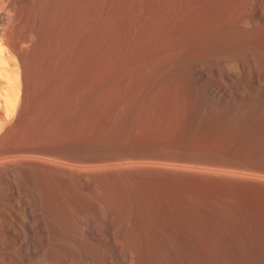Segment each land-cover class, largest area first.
Segmentation results:
<instances>
[{
    "label": "rangeland",
    "instance_id": "obj_1",
    "mask_svg": "<svg viewBox=\"0 0 264 264\" xmlns=\"http://www.w3.org/2000/svg\"><path fill=\"white\" fill-rule=\"evenodd\" d=\"M103 3L99 11L104 13H89L101 14L106 19L97 18L104 23L83 14L79 29L89 37L70 22L56 31L59 43H68L71 30L69 42H78L71 41L74 47L67 53L69 43L66 48L60 44L71 57L64 67L61 50L56 60L65 59L55 67L40 58L37 67L41 60L53 67L41 62V76L63 73L40 80L35 73L40 85H47L45 91L30 68L37 89L29 81L25 111L35 118L27 115L28 128L24 123L23 130L12 131L5 146L62 141L73 154L59 162L17 159L19 180L11 168L6 170L0 187V264H243L237 250L245 242L238 241L247 231L241 230L236 209L242 200L236 163L264 167V0ZM92 23L86 33L82 26ZM77 31L81 34L73 35ZM247 76L257 78V84L244 91ZM220 79L224 87L218 86ZM47 82H56V89ZM216 88L225 94L242 91L238 108L230 99L212 103ZM209 106L216 113L205 115ZM122 151L152 154L145 155L148 160L141 156L146 164L140 156L141 162L137 156L117 158ZM154 152L215 157L224 163L162 162ZM41 191L40 204L35 197ZM257 202L254 217L263 225ZM259 237L256 248L251 242V248L247 243L244 248L264 249V236Z\"/></svg>",
    "mask_w": 264,
    "mask_h": 264
},
{
    "label": "bare ground",
    "instance_id": "obj_2",
    "mask_svg": "<svg viewBox=\"0 0 264 264\" xmlns=\"http://www.w3.org/2000/svg\"><path fill=\"white\" fill-rule=\"evenodd\" d=\"M103 1H105V0H103ZM100 3H102V0H0V187L1 188L3 187L2 180L4 179V177H6V170H9L8 168H11L10 171H12V174H13L15 180H19L18 177L19 178L21 177V176H19L18 169H16L17 163L15 162V160H17V159L34 158V159H40L42 161L43 160H45V161L53 160V161L59 162V161H62L60 159V157H64L65 154H73V152H71V151H73V148H70L66 144L61 143L62 141H59L60 143H56V144H53L50 146L28 145V146H23V147H17V145H12V146H10V145L5 146V145H7V143H8L7 137L10 136V133L12 131H14L18 127L22 126L21 124L26 123V125H25L26 128H28V126L30 125L29 122H25L26 121L25 118L28 115V114H26L25 110L28 109V107H26V106H29V105H27V104H29L27 102H28V97H30L29 95H31L30 91L32 90L31 89L30 91H28V88H32L29 84V81L31 80V79H29L30 78L29 73L31 72L30 68H32V71L34 72V73L32 72L33 75L36 73V76L37 75L39 76L41 73H43L44 72L43 67L45 66L44 65L45 62L41 60V62H43L42 65H44L42 67L43 72H41L42 70L39 69L42 66L40 64L41 62L39 63L40 67L36 66L38 64V62L40 61V58L43 60L46 58L45 60H47L48 63H50V64L52 63L53 67H55L54 64L59 63V61L62 58H64V57H62V55H65L68 52V51L66 52V50H68L69 47L70 48L74 47L73 44H72V46L70 44L72 39L69 42V39L71 36L70 34L75 32L76 28H77V30L80 31V29H79V28H81L80 23L84 20L83 14L88 12L89 17H91V19H92V16H94V15H91L90 13L93 12L95 14L96 11L98 13H101V14H102V12L104 13L105 9L102 12H100L99 9L104 8L102 6L104 5L105 2L103 4H100ZM107 4L105 3V6H107ZM111 8H112V6H111ZM111 8H109V10ZM109 10H107V11H109ZM101 14L100 15L97 14V16L96 17L94 16V18L92 20H94L97 17L99 18V20L102 18H105L103 16L100 18L99 16H101ZM89 17L87 16L86 20H88ZM98 18L94 20L95 23H97L96 21H98ZM103 21H104V19L102 20V22ZM69 22L74 25L75 30L73 31L70 29V28H72L73 25H69L71 27L68 29H66L67 28V27H65L66 25L64 26V28H65L64 30H69V31L71 30V32L73 31L72 33L69 32L70 36L67 35V37H69V39L63 33V32H66L68 34L67 31L61 32V33H63L64 37H66L68 39V43L70 45L67 47V49H65L66 53L64 54V52H62V50H61L62 49L61 45H64V44H63V42H62V44L59 43V41L57 39L58 37L56 38L55 33L59 29L60 26L64 25V23L69 24ZM98 22L100 23L101 21H98ZM82 23H84V22H82ZM85 24H88V23H85ZM85 24H83V25L85 26ZM92 26H93V23L91 26H88L89 28H86L87 26L86 27L82 26V28H85L84 30L87 33L88 29L90 32V30H91L90 27H92ZM98 27H100V26H98ZM96 29H97L96 26H94L95 32H96ZM62 30L63 29H61V31ZM97 30H99V29H97ZM59 32H60V29H59ZM80 32H82V31H80ZM80 32L77 31L73 35H75V34L79 35V34H81ZM91 32H93V31H91ZM95 32H93V34ZM84 33L82 32V35L85 37V35H87L88 33L87 34H84ZM63 35H61V36L63 37ZM87 36L89 37V35H87ZM84 37H81V38H84ZM71 38H72V36H71ZM75 38H76V36H74V39ZM62 39L60 38V41ZM64 39H63V41H65ZM78 39H80V38H78ZM86 40L87 39L85 38V41ZM74 41L78 42L76 40H74ZM74 41H72V43H75ZM81 41H84V40L81 39ZM68 43L65 45H68ZM77 44L78 43H76V45ZM65 45H64V47H65ZM259 48L262 49V47H259ZM59 50H61V52L63 53L61 55L62 58L56 60L60 56L57 55L58 57L56 56L57 57L56 58L55 52L58 51L57 53L60 54ZM42 56H44V57L42 58ZM67 57L68 56H66L65 61H63V59H62L60 61V63L61 64H63L64 62L66 63L68 58H69V57L68 58ZM70 58H69V60H70ZM50 64H48V65H50ZM51 66H47V64H46L45 67H51ZM53 67H51V68H53ZM57 67H58V65H57ZM59 67H60V65H59ZM63 67H64V64H63ZM63 67L61 66L60 69L61 68L64 69ZM65 67H66V64H65ZM67 67H69V66H67ZM49 69L47 71H49ZM61 72L58 71L56 73H61ZM259 72H260V69L257 68L256 74H259ZM45 74H43V75H45ZM52 74H54V71H51L50 76H48V77H54V75L56 77L58 75V74L57 75L54 74L53 76H51ZM62 74H60V75H62ZM60 75H58L57 78ZM42 76L40 75L38 79L40 80V78ZM37 77H36L35 81H37V83L39 84L38 87L40 86L39 90L42 87L43 91H45L46 90L45 88L47 86L46 82H45V84H44V82L42 83L46 86H44V87L41 86L40 83L42 80L39 81L37 79ZM45 77H47V76L45 75ZM32 78H34V77H32ZM42 78H44V77H42ZM51 79L53 80V78H51ZM51 79H44V80H50L51 81ZM60 79H62V78H60ZM126 79H128V78L126 77ZM54 80H55V78H54ZM62 80L61 81L59 80L57 82V84H59V82H62ZM222 80L223 79H220L217 82L218 86H220V87H224L223 86L224 81H222ZM35 81H33V82H35ZM256 81H257V78L255 79V77L253 79L251 76L244 77L243 83L245 86H247V88H245L244 91L251 90L252 88L256 87V84H257ZM30 82H32V81H30ZM52 82H50V83L47 82V84H51ZM55 83L56 82L52 83V86ZM33 84H31V85L33 86ZM57 84H56V86L54 85L55 88L51 87L49 85H48V88L51 87L55 90L57 87ZM62 84H60V86H58V88L60 87V90H61V88L64 87V85H63V87H61ZM35 87H36V84H34V88ZM36 89H37V87H36ZM57 90H59V89H57ZM57 90H56V92L59 93V91H57ZM35 91L38 92V90H35ZM28 92H30V94ZM32 92H34V90ZM60 92H62V91H60ZM61 94H59V95H61ZM214 94L218 95L220 98H214L215 97ZM238 94L239 95H236L235 91H233V90L230 91L228 94H225V92L222 88H216V90H214V93L212 95L213 102H212V99H211V102L216 103V104H220V103H223L224 101H226V100L228 101V99H230V100L235 102L232 105L233 108L237 109L238 108V103H237L238 98L242 97L243 93H242V91H239ZM59 95H58V97H59ZM31 98H33V97H31ZM35 99L37 100V98H35ZM208 99H210V98H208ZM34 100H32V101H34ZM32 101L29 100V102H32ZM55 101H56V99H55ZM202 101L203 102H201V104L203 103L202 105H204L205 101L204 100H202ZM209 102H210V100H209ZM209 102H208V104H209ZM35 103H36V101H35ZM157 103L160 104L159 102H157ZM30 104H34V103L32 102ZM160 105H162V104H160ZM159 106L155 107V108L159 110L160 109ZM25 107H26V109H25ZM58 107H59V109H58ZM58 107H57V109L60 110V106H58ZM131 107H132V109H134L133 106H131ZM131 107H130V109H131ZM29 109H30V107H29ZM34 109L36 110V107H34ZM34 109H30V110L32 111ZM177 109H176V112H177ZM204 109H205V107H204ZM201 110H202V107H201ZM198 111H200V110H198ZM28 112H29V110H28ZM169 112H171V111H169ZM203 112L205 115L208 113H216L215 108L213 106L210 107L209 110H204ZM33 113L34 112H32V114ZM200 113H201V111H200ZM32 114L28 115L29 116L28 118H30V120H31L30 116H33ZM201 114L203 115V113H201ZM202 115H201V118H202ZM212 116L214 117L216 115L212 114ZM32 118H35V117L33 116ZM30 120H28V121H30ZM27 123H28V126H27ZM23 127L24 126H22V130H23ZM16 132H18V130H16ZM21 132H23V131H21ZM21 134H24V133H21ZM67 149H69L70 153H68ZM154 153H157V154H154V156L156 155L158 157H161L162 159L163 158L168 159V161L170 159L173 160L174 158L178 159V160L174 159V161L182 160L183 163H184V161H185V163L187 161V164H188V161H191V162H193L192 165H194L195 163L198 164V162H199V163H203V164H208L209 166L214 165V164H216V165L221 164V166H223L222 163H224V161H222L220 159H216L215 157L214 158H212V157L205 158V157H201V156L199 157V155H198V157H197V155H193V156H188V155H179V156L176 155V156H174L173 155V156H171V155H168V154H165L162 152H161L162 154L160 152H159V154H158V152H154ZM148 154H152V153L147 152V151H144V152H137V151L123 152L122 151V152L118 153L117 158L119 156V157H122L124 159V157L127 158L129 156V159L127 158V160H131L130 158H132V156H137L135 158H138V156L144 157L145 155H148ZM142 157H141V160H143ZM151 158H153V157H151ZM146 159H147V157H146ZM149 159H150V157H149ZM133 160H135V159H133ZM137 160L139 161L140 159L138 158ZM141 160H140V162H141ZM153 160L154 159H152V161ZM143 162H144V160H143ZM159 162H160V160H159ZM162 162H164V159L162 160ZM180 162L181 161H179V164H180ZM144 163H146V162H144ZM170 163H171V161H170ZM226 163H228V161ZM173 164H174V162H173ZM190 164H188V166ZM203 164H198V165L201 166ZM236 164L238 166V169H239V172L241 175L240 178L242 179V181L240 180L242 182V184L239 183L241 185V186L239 185L241 188V190H239V192L241 191L242 195H239L238 198L240 196H242L239 198L242 200L240 201V204L238 203V205L236 206V205H234V203L238 202L237 201L238 198L236 197L237 199L233 203V205L237 207V208L235 207L236 209H238V206H239V209H240V216H239L240 224L239 225H241L240 226L241 230L247 231L245 233H247L248 235L246 234V236H241V235L237 234L241 238L243 237L241 239L242 243H239L240 237L237 236L238 238L237 239L234 238V239L239 240L238 244H243L245 242V245H246V243L248 245V242H251V244L255 243V244H253V246L254 245L257 246L256 243L258 244V241H259L258 239L260 238L259 236H261V240L264 238L263 237L264 233H263V235H260L263 232L261 230L264 229V226H263L264 224L259 225L260 223L259 224L257 223V220L259 218L254 217V215H256V213H254L256 209L253 206H256L258 204V202L257 203H255V202L259 200L260 207L262 206V208H261L262 211L258 208L257 209L260 210L261 212L264 211V167H254L248 163H236ZM236 164H234V165H236ZM234 165L230 164L228 166H234ZM203 166L207 167V165H203ZM215 167H217V166H215ZM259 182L262 184L261 185L262 186L261 194L259 192L260 191L259 187H261L260 185L258 186V184H260ZM42 191H44V190L42 189ZM42 191L39 192L42 194H37V197H35L36 202L38 201V203H40V204L42 203V201L44 202V200L41 199V196H38V195L44 196ZM43 196H42V198H45ZM205 198L206 197H204L203 199L206 200ZM233 205L232 206L230 205L231 208L234 207ZM231 208H230V210H231ZM233 209H232V211H235V209L234 210ZM235 212L237 213V210ZM258 213H259V215H262L260 217L263 218V213L262 214H260V212H258ZM232 214L234 215V213H232ZM236 215H239V214H236ZM259 215L257 214V216H259ZM232 218H234V216H232ZM239 218H238V221L236 220L237 223H239ZM263 220H264V218H263ZM263 220L261 222H263ZM238 229H239V227H238ZM250 232H252V233H250ZM242 233H244V232L242 231ZM231 237H234V236H231ZM228 238H226V239H228ZM234 239L231 238L230 241H232ZM263 241H264V239H263ZM228 243L230 246L233 244V241H232V244L230 242H228ZM236 243H234V244H236ZM260 244H261V242L258 245H260ZM245 245H244V247H245ZM250 245H248V246H250ZM239 246L240 245H238V247ZM251 246H250V248H251ZM243 248H239L237 250V255L240 254L239 257L242 258L243 264H264V251H262L263 253H261V254L255 253V252L262 250L263 249L262 247L261 248L259 247L260 250H257V251L256 250L254 251L253 249H252L253 251L251 249L249 250V247H248V250L245 249L246 247L244 249ZM240 249H241V251H239ZM234 251H236V250H234ZM238 251H239V254H238Z\"/></svg>",
    "mask_w": 264,
    "mask_h": 264
}]
</instances>
